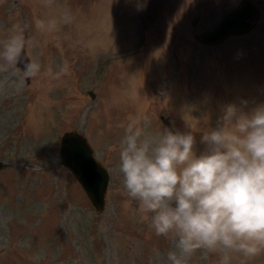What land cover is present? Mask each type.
Returning <instances> with one entry per match:
<instances>
[{
    "label": "rangeland",
    "instance_id": "rangeland-1",
    "mask_svg": "<svg viewBox=\"0 0 264 264\" xmlns=\"http://www.w3.org/2000/svg\"><path fill=\"white\" fill-rule=\"evenodd\" d=\"M210 1L0 0V264H264V0L217 47ZM74 129L101 214L59 164Z\"/></svg>",
    "mask_w": 264,
    "mask_h": 264
},
{
    "label": "water",
    "instance_id": "water-1",
    "mask_svg": "<svg viewBox=\"0 0 264 264\" xmlns=\"http://www.w3.org/2000/svg\"><path fill=\"white\" fill-rule=\"evenodd\" d=\"M259 21L258 9L249 1L243 0L230 13L224 15L215 28L195 34L194 38L204 44L215 45L234 34H248ZM16 66L24 71L30 67V59L24 49L16 58ZM89 95L95 96L93 91ZM163 122L173 131L169 119ZM59 164L67 168L82 187L96 212L101 214L105 208L109 173L106 167L95 157L94 150L82 131H65L60 137ZM7 164L0 161V170ZM169 210L176 213L183 224H189L194 218V211L183 200H172Z\"/></svg>",
    "mask_w": 264,
    "mask_h": 264
},
{
    "label": "flooded vegetation",
    "instance_id": "flooded-vegetation-1",
    "mask_svg": "<svg viewBox=\"0 0 264 264\" xmlns=\"http://www.w3.org/2000/svg\"><path fill=\"white\" fill-rule=\"evenodd\" d=\"M243 0H211L209 3H206L203 7V9L205 7H207V11H208V15L211 16V18L213 16H215V21L212 23L211 22V25L206 27V28H203L202 30L200 31H196L194 32L193 34V37L195 34H199V33H202L204 31H208V30H211L213 28H215V26L218 24L219 20L222 19V17L228 13H230L232 10H234L239 4L240 2H242ZM257 9H258V12H259V20H260V7H258L255 3H254V0H249ZM202 4V3H201ZM203 6V5H202ZM217 15V16H216ZM198 22V18H196L193 22V25H197L196 23ZM253 31H251L250 33L248 34H234V35H231L230 37H228L227 39H225L223 42H220L218 44H215V45H208V44H204L198 40H195L201 44V45H204V46H209V47H217L223 43H225L226 41L230 40V39H236V38H239L241 36H244V37H247L249 36Z\"/></svg>",
    "mask_w": 264,
    "mask_h": 264
}]
</instances>
